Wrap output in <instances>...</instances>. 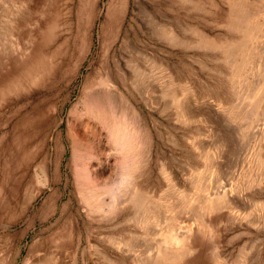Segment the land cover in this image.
Wrapping results in <instances>:
<instances>
[{"label": "rangeland", "instance_id": "374dc122", "mask_svg": "<svg viewBox=\"0 0 264 264\" xmlns=\"http://www.w3.org/2000/svg\"><path fill=\"white\" fill-rule=\"evenodd\" d=\"M262 76L264 0H0L2 264H264Z\"/></svg>", "mask_w": 264, "mask_h": 264}, {"label": "bare ground", "instance_id": "6f19581e", "mask_svg": "<svg viewBox=\"0 0 264 264\" xmlns=\"http://www.w3.org/2000/svg\"><path fill=\"white\" fill-rule=\"evenodd\" d=\"M155 27V32L158 33V35H160L161 37H166L172 41L175 40L174 35L172 34L171 30L165 28L164 26H160V24H156ZM259 85L264 87V76H262L261 80L259 81ZM140 92L141 90L138 89ZM113 95V94H112ZM113 101V99H112ZM121 102V101H120ZM258 102V101H257ZM258 105L260 106V103L258 102ZM97 108V107H96ZM185 107L182 106V108L180 107L181 111H184ZM126 114V113H125ZM124 118V117H123ZM135 120V119H134ZM118 127V126H117ZM123 129V128H122ZM126 129V128H125ZM128 133V132H127ZM127 137V136H126ZM126 138H124V136H122L121 138H117L116 140H114V142H116V146L122 150V147L125 145H128L126 143H124ZM121 140L123 142H121ZM130 141V140H129ZM124 143V144H123ZM57 153V152H56ZM46 159V158H45ZM46 162H48L47 160H45ZM44 163V162H42ZM47 165V164H46ZM129 165V164H127ZM47 167H41L39 170V175H38V180L40 179L41 181V185L45 186L47 180H45V177L42 179V176L45 175V173L47 174ZM126 172V171H124ZM101 173V172H100ZM46 176V175H45ZM103 176V175H101ZM131 176V175H130ZM99 177V176H98ZM128 176H125V174H123V176H121L120 181H123L124 179H126ZM128 179V178H127ZM45 181V182H44ZM127 182V181H126ZM122 183V182H121ZM128 183V182H127ZM130 183V182H129ZM44 184V185H43ZM124 184V183H123ZM48 185V184H47ZM89 185V184H88ZM121 185V184H120ZM121 191L123 192H127L128 191V187H119V185H116L114 188H112L110 190V195L113 199V196L115 194H119ZM220 193V192H219ZM117 197V196H116ZM114 197V200L115 198ZM136 200L138 199L137 197H135ZM140 198V197H139ZM210 197H207L206 199H209ZM213 200L214 204L217 206H220L222 208H226L227 206L225 204L226 201V197L224 196V193H222V195H215L213 196V198H210L209 200ZM31 200L30 197H28L27 202H25L24 205H29V201ZM140 200V199H139ZM197 200V199H196ZM200 200V199H199ZM195 201V200H194ZM198 202V201H197ZM227 202V201H226ZM139 203H142V201L140 200ZM229 203V202H228ZM143 204V203H142ZM230 204V203H229ZM19 205V203H18ZM26 205V206H27ZM144 206V205H143ZM4 208V206L0 207V211ZM199 208V216L202 215V218L206 217V207L204 204L201 205V207H197ZM212 208H217V207H212ZM26 209V208H25ZM197 210V209H196ZM195 210V212H196ZM242 211V210H241ZM192 213V212H191ZM194 213V212H193ZM196 216V213L194 214ZM201 219V218H200ZM199 220V219H198ZM193 221V219H192ZM203 221V220H202ZM178 225H174L173 228H170L168 230H165V232H160V242H159V246L158 248L153 252L152 255L149 256V262L148 264H179V262L181 263L183 261V259L191 254L196 248L194 247L193 244H189L188 240L189 238H191V236L193 237L194 235H197L199 233H201V229L194 224L193 227H189V226H185L182 227V230L180 232H176ZM11 227V226H10ZM179 227V226H178ZM2 228V227H1ZM6 229V228H5ZM200 236V235H199ZM193 242V240H192ZM194 243V242H193ZM70 246V245H69ZM11 247H10V237L7 235L4 236H0V264L3 263V261L5 260L6 257H8V254L10 253ZM219 262V261H218ZM39 264H43V262L39 263ZM219 264V263H218Z\"/></svg>", "mask_w": 264, "mask_h": 264}]
</instances>
